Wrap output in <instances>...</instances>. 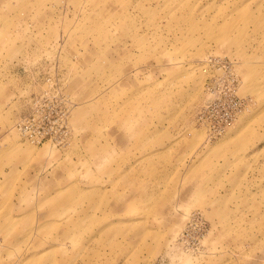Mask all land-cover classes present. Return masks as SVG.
I'll list each match as a JSON object with an SVG mask.
<instances>
[{"label": "rangeland", "instance_id": "1", "mask_svg": "<svg viewBox=\"0 0 264 264\" xmlns=\"http://www.w3.org/2000/svg\"><path fill=\"white\" fill-rule=\"evenodd\" d=\"M0 264H264V0H0Z\"/></svg>", "mask_w": 264, "mask_h": 264}, {"label": "built area", "instance_id": "2", "mask_svg": "<svg viewBox=\"0 0 264 264\" xmlns=\"http://www.w3.org/2000/svg\"><path fill=\"white\" fill-rule=\"evenodd\" d=\"M216 63L212 62L211 59L206 61L207 66L212 65L211 67L216 65ZM227 65L231 66L230 64ZM221 68L225 69L226 66L222 65ZM218 86L219 82L216 77L210 80L206 87V99L198 112V120L206 130L207 139H213L223 134L243 107L242 99L235 95L233 83L231 87H224L225 90L221 92ZM45 120L46 118L42 116H37V120L35 118L32 119V117L22 119L19 123L20 125H18L19 131L28 141L32 143L40 142L45 134L51 137L50 131L44 126ZM40 125L42 130L39 129Z\"/></svg>", "mask_w": 264, "mask_h": 264}, {"label": "bare ground", "instance_id": "3", "mask_svg": "<svg viewBox=\"0 0 264 264\" xmlns=\"http://www.w3.org/2000/svg\"><path fill=\"white\" fill-rule=\"evenodd\" d=\"M229 127H230V126H229ZM229 127H228V128H229ZM228 128H226V130H227ZM226 130L223 132V134H221V136L224 135V133L226 132ZM31 143H32V142H31Z\"/></svg>", "mask_w": 264, "mask_h": 264}]
</instances>
